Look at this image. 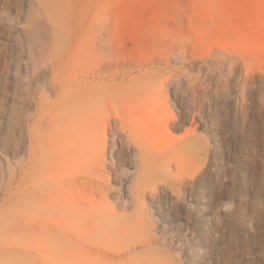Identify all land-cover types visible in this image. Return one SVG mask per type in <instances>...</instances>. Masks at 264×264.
Segmentation results:
<instances>
[{
  "label": "rangeland",
  "instance_id": "1",
  "mask_svg": "<svg viewBox=\"0 0 264 264\" xmlns=\"http://www.w3.org/2000/svg\"><path fill=\"white\" fill-rule=\"evenodd\" d=\"M145 155L202 164L209 216L158 167L136 203ZM199 233L264 264V0H0V264H191Z\"/></svg>",
  "mask_w": 264,
  "mask_h": 264
},
{
  "label": "bare ground",
  "instance_id": "2",
  "mask_svg": "<svg viewBox=\"0 0 264 264\" xmlns=\"http://www.w3.org/2000/svg\"><path fill=\"white\" fill-rule=\"evenodd\" d=\"M85 145L87 146V142H85ZM141 164H142L141 170L137 174L139 177V180H138V183L136 184L135 195H134V200L136 201V203H138L140 201V194H141L140 188L141 187H143L144 189H146V188L152 189L153 188L154 192H158V185L154 181L151 182V178H150L151 177V175H150L151 170L155 167H158V171L156 173L158 174V176L160 178H162L164 184H168L170 182L176 183L177 179L180 180L181 184H182L183 181L179 178L182 175L186 179H191L193 182H196V191H195V196L193 199V205L197 210L196 214L197 215L200 214L204 218H207L209 216V212H210L209 211V203H210V195L211 194L209 195V193H208V186H209L208 183L209 182H208L207 177H206L207 172L206 171H202V172L200 171L202 164H199L195 159L194 160L190 159L184 166H182V167L176 166V169L174 171V170H172L171 167L166 166L165 163H156V161H154L151 157H148L146 155L143 157ZM74 174H75V170H73L72 174L70 173L71 176ZM179 187L180 186H177L176 188H179ZM97 191H99V190H97ZM99 192H102L103 195L105 194L103 191H99ZM86 193L87 194L85 195V197L90 198V200H92V202H95L96 197H95L94 188L90 187L88 189V191H86ZM82 220L85 223H87L89 221V219L86 217H83ZM122 226L126 229H129L132 226H134V224L129 223V222H124V223H122ZM201 233H203V232H201ZM201 233H199L196 236V240L193 237L194 238L193 240H195L194 242L192 241L193 242L192 243L193 244V248H192L193 252H192L191 256L189 255L190 257L188 258V259H190L191 264H202V259L200 257V249L202 247H204L205 244H204V238H203L204 236ZM205 248H207V247H205ZM149 250H151V247L149 245H145V248L143 249V251H139L136 254L137 255L143 254V252H147ZM203 250H205V249H203ZM111 259H116V258L112 256Z\"/></svg>",
  "mask_w": 264,
  "mask_h": 264
}]
</instances>
